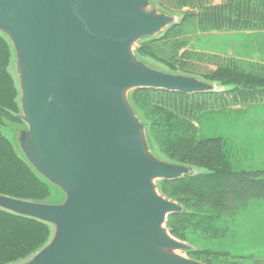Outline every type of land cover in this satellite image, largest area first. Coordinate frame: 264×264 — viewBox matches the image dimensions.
<instances>
[{"label": "water", "instance_id": "95a60500", "mask_svg": "<svg viewBox=\"0 0 264 264\" xmlns=\"http://www.w3.org/2000/svg\"><path fill=\"white\" fill-rule=\"evenodd\" d=\"M151 0H0V34L15 55L23 128L11 140L58 193L57 203L0 195V210L50 225L53 236L17 264H203L180 253L170 215L184 212L159 182L193 176L151 149L130 95L150 89L215 93L198 77L136 54L176 24Z\"/></svg>", "mask_w": 264, "mask_h": 264}, {"label": "trees", "instance_id": "16d2710c", "mask_svg": "<svg viewBox=\"0 0 264 264\" xmlns=\"http://www.w3.org/2000/svg\"><path fill=\"white\" fill-rule=\"evenodd\" d=\"M154 1L181 20L157 38L141 42L137 56L170 73L198 77L224 89L197 95L143 89L130 97L147 123L158 153L200 171L177 181L160 182V192L184 208V212L169 216L167 228L173 237L193 246L194 251L188 253L192 260L264 264L260 250H237L235 254L209 247L221 245L226 238L231 242L238 239L234 236L236 228L241 230L240 221L246 225L242 224L241 236L255 237L264 229L257 219V213L264 211V169L243 168L233 143L222 137H201L199 132L202 113L209 107L227 110L264 102V64L192 48L195 36L209 31L256 32L264 40V0ZM12 57L10 43L0 34V195L46 203L53 187L30 167L7 135L12 124L23 125L15 117L20 114V93L10 71ZM50 237V225L0 210V264L29 259Z\"/></svg>", "mask_w": 264, "mask_h": 264}, {"label": "rangeland", "instance_id": "374dc122", "mask_svg": "<svg viewBox=\"0 0 264 264\" xmlns=\"http://www.w3.org/2000/svg\"><path fill=\"white\" fill-rule=\"evenodd\" d=\"M151 2L153 6L151 5L150 9L156 10L159 13L173 16L176 19V24L179 23V21L181 20L180 16L172 15L163 11L154 0H151ZM192 48L197 51H203L210 54H219L230 57H236L246 61L264 64V40L261 37V35L256 32L209 31L205 33H198L195 36V39L193 40ZM140 59L145 63L155 68H158L159 70L168 72L165 68L152 61L144 60L142 58ZM14 64H15V55L13 53L10 71L16 80V76L13 69ZM212 84H214V91L221 92L224 90L223 88L219 87L217 84L215 83ZM133 93L134 92H132L131 95ZM137 114L139 118L142 120V122L145 123L144 119L141 117L138 111ZM202 117H203L202 124L201 126H199V132L201 137H205V138L222 137L228 139V141L233 143L232 145L234 146V148L236 150L238 149V152L236 150H234V152L238 154V158L240 157L239 160L238 159L237 160L238 162L241 161L240 163L243 168L264 169V102L256 101L250 104L248 107H232V108H228L227 110H225L224 108L211 109L209 107L208 110L202 113ZM12 125L9 126V128L7 129V135L9 139H11ZM145 125L149 137L148 125L147 123H145ZM23 127L24 126L22 125L19 128H23ZM149 140L151 143V149L157 157H159L160 159L166 162L173 163L168 159H166L164 156H162L160 153H158L150 137ZM238 146L240 147L238 148ZM198 173H200V171L198 169L193 168V176ZM159 185L160 182L158 183V187ZM53 191H54L53 195L51 196L49 202L46 203L54 204L60 200L58 198L57 191L55 189H53ZM257 219H259V221L261 220L264 224V211L257 213ZM255 220L256 219H254V221ZM240 222L238 226H240L241 230L235 227L236 236L234 237H239L238 239L232 240L234 242H231L230 240H228L229 238H226L225 240L221 241L222 242L221 245L216 244L215 246L214 244L208 243L211 244L209 245V247L214 249L216 248V250L220 252L232 251L235 254L237 250L239 252L250 251V253H255L256 251L260 250L262 251L261 256H264V247H261L264 246V229L261 228L259 231H257L255 233V237L251 236V238H249L248 236H241L243 235L242 224L244 223V221H240ZM243 226H246L245 223L243 224ZM247 227L250 228V226L248 225ZM257 234H263V235L262 237H258ZM52 236H53V228L51 227V237L49 241L51 240ZM180 254L184 257H189L188 253L187 254L180 253Z\"/></svg>", "mask_w": 264, "mask_h": 264}]
</instances>
